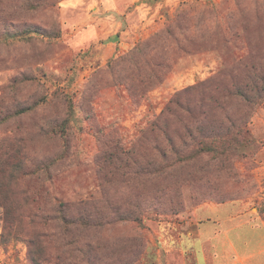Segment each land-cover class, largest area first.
<instances>
[{
  "label": "rangeland",
  "instance_id": "obj_1",
  "mask_svg": "<svg viewBox=\"0 0 264 264\" xmlns=\"http://www.w3.org/2000/svg\"><path fill=\"white\" fill-rule=\"evenodd\" d=\"M263 14L0 0V264H190L200 237L262 235Z\"/></svg>",
  "mask_w": 264,
  "mask_h": 264
},
{
  "label": "crops",
  "instance_id": "obj_2",
  "mask_svg": "<svg viewBox=\"0 0 264 264\" xmlns=\"http://www.w3.org/2000/svg\"><path fill=\"white\" fill-rule=\"evenodd\" d=\"M218 232L214 237L199 239L196 251L191 253L190 264H264V233L260 236L228 235ZM210 240V242H209ZM214 244V248L204 244ZM183 264H189L187 254H183Z\"/></svg>",
  "mask_w": 264,
  "mask_h": 264
},
{
  "label": "trees",
  "instance_id": "obj_3",
  "mask_svg": "<svg viewBox=\"0 0 264 264\" xmlns=\"http://www.w3.org/2000/svg\"><path fill=\"white\" fill-rule=\"evenodd\" d=\"M257 9H259V7H258ZM247 13H248V11L245 10V14L243 15V18L246 17ZM263 16H264V14H263ZM232 17H233V15L230 16L231 19H232ZM223 23H224V22H223ZM227 23H228L229 27L231 28V24H230V22L227 21ZM240 23H241V22H240ZM244 24H246V23L244 22V23H241V24H240V28H241V29H243ZM224 25H225V23L222 24V22H221L220 25L218 26L219 29H218V33H217L216 35H217L218 38H220V39H222V38H221V34H225V35H228V34H229V33H225V32H224V30H223V28H222V27H224ZM221 30H222V31H221ZM227 30H230V29H227ZM33 31H35V30H33ZM231 31H233V30H231ZM243 31H244V30H243ZM234 33H235V32H234ZM219 35H220V36H219ZM139 50H140V48H139ZM137 51H138V50H137ZM135 53H137V52H135ZM135 53H134V54H135ZM172 102H174V100H170L169 105H170ZM168 107H169V106H168ZM169 110H170V108H169ZM159 117H161V115H160ZM159 117H158V118H159ZM158 118H157V119H158ZM157 119H156L154 122L151 123L152 129L158 125V120H157ZM229 148H233V146H230ZM234 149H235V148H234ZM234 149H232V150H234ZM198 150H199V151L216 152L217 149H216L215 147L211 146V145H206V146H204V147H201V148L198 149ZM226 152H227V150H225V149L222 150V153H223V154L226 153ZM77 203H78L79 205L83 206V200H79V201H77ZM61 219H62L63 221H66V220H67V214L61 215ZM81 221H83V217H81L80 219L77 220V222H81Z\"/></svg>",
  "mask_w": 264,
  "mask_h": 264
}]
</instances>
